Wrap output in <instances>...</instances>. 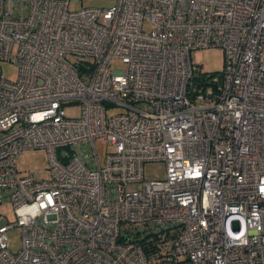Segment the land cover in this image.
Listing matches in <instances>:
<instances>
[{
  "label": "built area",
  "instance_id": "obj_1",
  "mask_svg": "<svg viewBox=\"0 0 264 264\" xmlns=\"http://www.w3.org/2000/svg\"><path fill=\"white\" fill-rule=\"evenodd\" d=\"M77 1L0 0V264H264V0ZM26 149L47 179L17 171Z\"/></svg>",
  "mask_w": 264,
  "mask_h": 264
},
{
  "label": "rangeland",
  "instance_id": "obj_2",
  "mask_svg": "<svg viewBox=\"0 0 264 264\" xmlns=\"http://www.w3.org/2000/svg\"><path fill=\"white\" fill-rule=\"evenodd\" d=\"M116 0H78L69 5L70 11H77L82 8H102L107 9L114 5ZM144 30H149V23L145 22ZM191 60L195 67L206 74H216L221 72L223 66V53L218 47L206 50H194L191 52ZM125 66L120 60H113L112 70H123ZM2 76L10 82H14L18 77V68L9 61L0 63ZM65 114L71 118H78L81 114L78 105L65 107ZM96 151L102 163L105 155L111 151V147L102 143L100 139L95 141ZM16 169L20 174L35 173L38 180H45L49 177L48 155L44 149H26L15 158ZM143 179L146 181L162 180L165 177V164L162 161L148 162L142 168ZM128 190L138 189V185H128ZM0 217L10 225L15 224V216L10 203L0 205ZM9 239V250L16 253L20 249L21 233L18 227H13L7 233Z\"/></svg>",
  "mask_w": 264,
  "mask_h": 264
}]
</instances>
